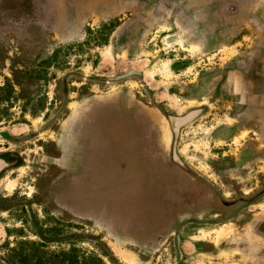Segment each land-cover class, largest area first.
<instances>
[{
  "label": "rangeland",
  "instance_id": "1",
  "mask_svg": "<svg viewBox=\"0 0 264 264\" xmlns=\"http://www.w3.org/2000/svg\"><path fill=\"white\" fill-rule=\"evenodd\" d=\"M86 2L26 0L27 12L18 24L0 18V130H8L14 138L11 142L0 140V147L17 148L36 164L13 173L11 177L16 179L4 183L7 191L0 187V264H21L12 260V250L28 252L33 244L43 245L45 251L53 254L74 251L79 258L76 264H186L187 261L178 263L168 251L155 254L131 244L119 245L90 221L75 217L54 203L52 190L47 188L53 176L52 155L57 154L51 142L69 112V102L86 94L98 97L123 93L127 98L140 100L144 103L142 107L155 110L161 117L164 113H184L205 103L211 107L210 117L220 121V100L216 101L212 92L214 80L205 76L227 67L236 48L223 47L229 37L215 31L219 21L214 19L213 0H200L202 10L198 13L199 18L206 19L200 26L204 23L211 29L197 28L193 13L181 11L177 0H96L90 6L92 10L88 3L81 5ZM73 13L77 14L67 17ZM212 29L215 37L207 39L212 36ZM227 100L225 97L224 107L231 106ZM133 111L144 116L143 111L120 97L92 104L88 117L126 118ZM210 117L186 127L174 138L173 145L194 174H211L210 179H214L212 163L217 154L212 147L210 122H206ZM105 127V137L93 140L91 153L99 159L102 154L114 151L116 162L111 165L114 168L107 169L110 166L107 164L102 170L112 173L108 177L131 173V186L120 187L123 180L115 185L111 182L110 188L99 186L104 182L92 183L91 187L78 188L74 196L70 195L67 175L59 187L60 199L67 206L71 203L77 210L96 215L111 213L108 199L117 205L124 201V208L135 212L134 219L127 224L143 240L152 228L165 229L164 220L175 192L166 189L162 175L151 179L139 166L137 177L134 168L117 167L120 163L129 166L135 136L129 123ZM246 134L245 131L234 138L233 152L244 146L245 141L240 142ZM256 142L261 147L262 141ZM137 143L135 151H140L142 158L141 144ZM69 148L70 140L67 152ZM252 174L248 173L245 180L243 173L237 179L244 180L240 186L250 189ZM229 180L232 179L225 181ZM218 183L222 192L232 195L227 183L220 178ZM195 228L196 225L189 234ZM230 231L228 226L214 227L202 231L200 236L212 238L215 234L217 242ZM193 252L188 248L181 256L195 264Z\"/></svg>",
  "mask_w": 264,
  "mask_h": 264
},
{
  "label": "crops",
  "instance_id": "2",
  "mask_svg": "<svg viewBox=\"0 0 264 264\" xmlns=\"http://www.w3.org/2000/svg\"><path fill=\"white\" fill-rule=\"evenodd\" d=\"M215 1L219 7L217 8L218 28L222 30V35L229 37L225 43L245 45L240 53H236L229 59L226 73L227 90H224L221 85L219 97L222 99L227 95L232 101V112L236 120L233 125L238 128L237 136L247 131L250 138L260 139L263 147L246 149L243 151V160L234 165L229 163L220 167L216 161H213V178L217 177L216 173L219 174L221 169L226 170L227 166H233L228 171L233 172L234 177L243 175V171L251 172L254 180L250 179L253 185L248 190L249 195H246L243 200L234 197L236 203L223 213L215 208V199L212 200L211 209L209 206L205 207L211 201L201 185H198L197 176L200 173L196 176L188 170L189 168H184L173 159V133L167 119H157L151 113L142 119L136 111L126 118L91 119L88 117V112L92 104L105 102L103 99L91 98L80 100L60 126L58 139L60 154L57 157V163L61 172L54 184L60 187L68 175L69 192L74 196L78 188L91 187L92 183L104 182L99 186L110 188L108 185L111 182L115 185L117 181L123 180L120 182L122 184L120 187L124 189H127V185L130 187L131 173L125 175L120 173L122 175L119 177H108L112 173L102 170L107 164L110 165L107 169L114 168L111 166L116 162L114 151L107 155L104 153L98 159L90 149L93 140L100 136L102 139L105 137V124L109 126L113 123H129V129L135 136V144L138 145L137 142L141 144L139 147L142 148L143 157H140V151H135V144H133V149L129 151L131 158L129 166L126 163H120L117 167L121 168V165H124L129 169L134 168L136 170L134 175L137 174V177L139 166L151 179H155L158 175L164 176L163 183L166 189L175 192V199L172 200L171 209L167 213V219L164 220L167 223L165 229L161 226L152 228L149 236L140 240L137 232L132 231L131 226L127 224L134 219L135 212L124 208V201L117 205L108 199L107 206H110L112 210L105 215L89 214L86 210H77L73 204L70 203L67 206L59 200L60 205L78 218L92 220L119 245L133 244L141 251L153 252L167 245L170 238L175 236L180 240L182 252H187L188 248L191 252L195 251L193 252L197 262L195 264H264V194L258 197L253 195L257 194L259 189H264V0H213V3ZM95 2L96 0H92L91 4ZM195 3L199 4L200 0H196ZM89 9L92 10L90 7ZM222 79L225 80L224 77ZM219 115L220 118H224L220 112ZM224 122V120L219 122L218 128L212 134L214 144L228 143V139L232 136L233 129L224 125ZM141 124H144L143 130ZM100 128H102L101 132ZM118 128L122 129V127ZM135 128H137L136 132ZM68 140H70V148L67 152ZM253 145L256 146V143ZM179 158L183 163L186 162L182 153ZM172 175L175 178H172ZM242 177L245 180L248 179V176ZM229 186L230 192L237 189L232 180H229ZM124 189H120V192L123 193ZM108 194H111L110 190ZM195 225L194 233L189 234ZM224 225H227L231 231L217 242L215 234H212V238L200 236L202 231L214 227L221 228ZM194 235L198 236L197 239L193 238ZM189 243L190 247H188ZM187 259L189 263L194 264L190 258L187 257Z\"/></svg>",
  "mask_w": 264,
  "mask_h": 264
},
{
  "label": "flooded vegetation",
  "instance_id": "3",
  "mask_svg": "<svg viewBox=\"0 0 264 264\" xmlns=\"http://www.w3.org/2000/svg\"><path fill=\"white\" fill-rule=\"evenodd\" d=\"M25 1L26 0H0V5H2V7L0 6V9L2 8V11H3L2 13H0V18H2L3 20H5L7 22L18 24V22L20 21V18L22 19V17L24 15H26V12H27L26 5L24 4ZM79 1H82V0H79ZM188 1H190V0H177L178 4H180V6H181L180 7L181 11L188 12V13H193L192 17L195 19V23L194 24H196L197 28H199V29L200 28H203V29L204 28H208V29L210 28L211 29V27H209L208 25H205L203 22H202L203 25L200 26V22L206 20V19L198 17L199 11L202 10L201 8H199L201 5H199L198 3H195L196 0H194L195 2H192V3L191 2L189 3ZM91 2H92L91 0H88V2L82 3L81 5H84V4L88 3L87 6L90 7L91 6ZM214 3H215V6H213V8H212V10H214L213 11L214 19H218L217 8H219V7H218L216 1ZM195 5L198 7L197 10L195 8L196 7ZM76 6H80V5H76ZM87 6H86V8H87ZM225 10H227V8ZM76 14L73 13V14L67 15V17L72 18ZM208 24H210V23H208ZM215 31H217V33L222 34V30H220L219 28L216 29ZM214 37H215V32H214V29H212V36L211 37H207V39L214 38ZM202 41H203V39H202ZM223 43L227 44V45H225L223 47L232 48V49L234 47L236 48L235 49L236 50L235 53L232 54L228 58V61H229V59H231V57L233 55H235L236 53H240V50L245 48V45L242 44V43H241L242 46L238 45L239 43L234 44V45L233 44L229 45L228 43H225V42H223ZM228 61L226 63L227 67H228ZM227 67H224L223 69H220L219 72H217L216 69H215V71H212L209 74L207 73L208 75L205 76L206 79L207 78H209V79L212 78V80H214L213 81V89H212L213 97H214V99H216V101H217V99L220 100V104L218 102V104H219L218 108H219L221 116H224V119L220 118V121L216 120V118L214 116L210 117L211 113L209 112V109L211 107H210V105L205 104V103L202 104V105H198L194 109H191V110L186 111L184 113H164L163 117H161L159 114H157V112L155 110L152 111V109H148L146 107H142V106H144V103H142L140 100L127 98L126 95L123 94V93L122 94H114V95H111V96H98V97H94L91 94L90 95L86 94V95L82 96L81 98H78V99H75V100H71L69 102V104H70L69 105V112L63 118V120L60 122V124L58 126L57 133H56L53 141L51 142V144L53 145L52 146L53 149L57 150V154L52 155V159H53V161H52V163H53V166H52V170H53L52 182H51L50 186L47 185V188H50L52 190V195L51 196H52L53 202L58 204L61 208H64L65 210H67L69 212V210L67 208H65V207L60 205V203H59V200L61 201L60 193H59L60 188H59V186L56 187V184H54L55 179L58 178V176L60 175V172H61V168H60V166L57 163V157L60 154L59 145H58V139H59V129H60L61 124L68 118V116L70 115V112L78 104V102L80 100L91 98L93 100L103 99L104 101H106V100H112V99H117V98H120V97H124L127 100H129V103H131V105H133L134 107H137V109H139L140 111H143L144 112V116L151 113V114L155 115L157 117V119H161V118L167 119L169 124H170L171 131L173 133V144H174V138H177L184 131V129H186V127L191 126L193 123H195V121L199 120L200 118H203V117H206V116L210 117V121H206V122H208V123L210 122V126H208V128H212L211 136H212V134H214V131L218 128V123L224 120L225 121L224 125H227L228 127H231V129H233L232 130L233 132L231 133L232 136L230 137V139H228V143L221 142V143H218V144H214V142H212V147L215 150L214 154L215 155L217 154L216 155L217 159H214V161H216L217 164L220 167H222L224 164L226 165V164H229V163H232L234 165V164L238 163L241 159L243 160V155H244L243 151H245L246 149H250L252 147H255V148L260 147L257 144V142H256V141H258V139L254 140V139L250 138L249 133L246 131L247 132L246 136L241 138L242 142H240L241 144H243V141H245V143L243 144L244 146L240 150H239V148H237L239 150L237 153L233 152L232 149H231V146L234 143V138L237 136L236 131L238 130L237 126L233 125L234 122H236V120L234 119L235 117L233 116V112H232V108H233L232 107V101L228 99L227 95H225L224 98H222V99H220V97H219L221 85H223L224 90H225V86L224 85H226ZM215 76H217L219 78L217 79ZM221 77L222 78L224 77L225 80L222 79ZM225 97H226V99H228L227 100L228 103H231V106H227V107L225 106L224 107ZM216 101H214V105H215ZM73 102L74 103L76 102V105H72ZM226 108L228 109V111L225 110ZM227 113H228V117L227 118H229L233 122L232 121H227V118L225 117ZM144 116L143 115L141 116L142 119H143ZM211 121H213V122L211 123ZM243 132H245V131H243ZM0 140H6L7 142H9V141L11 142V141L14 140V138H13L12 134L8 130L3 129V130H0ZM252 140H254L255 142L252 141ZM247 141H249L250 143H248L246 145ZM255 143H256V146L253 145ZM261 146H263V145L261 144ZM232 148H233V146H232ZM172 156H173V159H174L175 162H177L178 164H180L184 168H189L188 170L190 172H192L191 167H188L186 162L183 163L180 160L179 155H178L177 151L174 148V145H172ZM245 158H246V156H245ZM244 162H245V159H244ZM247 162H249V161H247ZM33 165L35 166L36 164L31 162L28 158L24 157L23 153L21 151H18L17 148L0 147V187L3 190H5L4 189V183L7 180H9V179H16L15 177H11V175L13 173L19 171L20 169H24L25 167L33 166ZM230 167H231V169L233 168V166H227L226 170H229ZM244 167L246 168V165ZM245 168H243V169H245ZM226 170L225 169H221V171L219 173L221 175H219L218 173H216V174H217V177L220 178V180H222L223 183H227L228 181L226 182L225 180H228L229 177L232 180L235 179V181H233V183H235L237 189H235V191H234L235 193L232 192V195L230 194V196H227L225 192H222V189L220 187V184L218 183V178L217 177L215 179H210L211 174H205V173H200L199 174L200 176L196 175L197 176L198 185H201L202 190H204L207 193L208 198L211 201V202L207 203L208 205H206L205 207L209 206V209H211L212 208V204L211 203L213 202L212 200L215 199L216 200L215 208L217 209V211L219 210L222 213H223V211H227L228 208L231 205L236 203V200L234 199V197L238 198V200H243L244 198H246V195H249V193H250V192H248L249 188L247 190L242 185L240 186V183L244 182V180H237L242 175H239L238 177H234V175H232L233 172L232 173L230 172L229 174L226 175ZM243 173H244V176H248V173H250V172L245 173L243 171ZM259 173H261V172H259ZM227 184L229 186V183H227ZM247 185H249V184L246 183V186ZM5 191H7V190H5ZM229 192H230V190H229ZM261 194H264V189L263 188L259 189L257 191V194H253V195L255 197H258ZM229 197L231 199H229ZM69 213L71 215H73L71 212H69ZM73 216H75V215H73ZM81 219H83V218H81ZM85 220H88L92 224L95 225V223L92 220H89V219H85ZM103 232L106 233L105 231H103ZM45 240L49 241L47 239H44V241ZM53 241H55V240H53ZM131 245H133V244H131ZM40 247L43 248V245H41ZM136 247H138V246H136ZM167 251L172 256L174 255V258L178 261V263L181 262V261H187L186 264H191V263L188 262L186 257L181 256L182 250H181L180 240L177 237L173 236L172 238H170V241H168L167 245L161 247V249L154 250L153 253L156 254L157 252H167ZM147 252L152 253V251H147ZM175 254H176V256H175Z\"/></svg>",
  "mask_w": 264,
  "mask_h": 264
},
{
  "label": "trees",
  "instance_id": "4",
  "mask_svg": "<svg viewBox=\"0 0 264 264\" xmlns=\"http://www.w3.org/2000/svg\"><path fill=\"white\" fill-rule=\"evenodd\" d=\"M72 252L52 254L33 244L28 252L13 249L11 257L12 260L21 264H76L79 262V258L75 256L74 251ZM96 260L102 262L99 258Z\"/></svg>",
  "mask_w": 264,
  "mask_h": 264
}]
</instances>
